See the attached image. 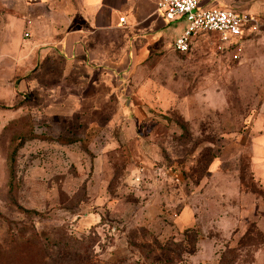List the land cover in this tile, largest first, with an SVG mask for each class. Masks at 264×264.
<instances>
[{
  "label": "rangeland",
  "instance_id": "rangeland-1",
  "mask_svg": "<svg viewBox=\"0 0 264 264\" xmlns=\"http://www.w3.org/2000/svg\"><path fill=\"white\" fill-rule=\"evenodd\" d=\"M83 4L0 0V264H264V30L141 43L62 112Z\"/></svg>",
  "mask_w": 264,
  "mask_h": 264
},
{
  "label": "crops",
  "instance_id": "crops-1",
  "mask_svg": "<svg viewBox=\"0 0 264 264\" xmlns=\"http://www.w3.org/2000/svg\"><path fill=\"white\" fill-rule=\"evenodd\" d=\"M157 1L84 0L83 8L78 13V25L65 29L59 37L52 40L55 60L62 58L64 62H69L68 72L73 71V68L83 69L78 73V76L83 77L82 80L79 79V94L74 93L70 85L65 87V91L61 87V84L67 83V70L64 74L62 72L63 77L60 80L53 83V91H63L59 96L62 100L51 104L55 105V109L61 108L62 112L72 109L75 105L72 100L83 98L80 90L95 97L101 92L100 84L107 73L124 67L125 52L137 51L141 43L154 44L164 40L170 42L174 48V38L185 27L186 20H166L156 10ZM200 5H222L264 17V0H201ZM121 16H124V21L120 20ZM170 25L172 27L168 28ZM40 68L27 76H21L17 90L24 91L27 87L38 91Z\"/></svg>",
  "mask_w": 264,
  "mask_h": 264
},
{
  "label": "built area",
  "instance_id": "built-area-1",
  "mask_svg": "<svg viewBox=\"0 0 264 264\" xmlns=\"http://www.w3.org/2000/svg\"><path fill=\"white\" fill-rule=\"evenodd\" d=\"M201 0H158L159 15L172 22L186 20L182 31L174 38L179 52L189 50L198 35L208 32L232 44L264 29V17L249 11H238L222 5L201 6ZM124 21V16L120 17Z\"/></svg>",
  "mask_w": 264,
  "mask_h": 264
}]
</instances>
